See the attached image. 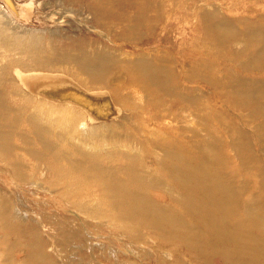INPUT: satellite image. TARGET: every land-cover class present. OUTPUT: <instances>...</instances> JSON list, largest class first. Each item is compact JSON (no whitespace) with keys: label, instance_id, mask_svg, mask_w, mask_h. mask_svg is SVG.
Segmentation results:
<instances>
[{"label":"rangeland","instance_id":"1","mask_svg":"<svg viewBox=\"0 0 264 264\" xmlns=\"http://www.w3.org/2000/svg\"><path fill=\"white\" fill-rule=\"evenodd\" d=\"M165 7L162 22L134 35V29L143 25L106 17L109 7L103 0H0V264H163L161 257L170 259L165 252L159 257L157 237H150L145 229L114 234L101 221L89 219L85 211L94 207L102 192L86 186V175L76 169L90 167L81 152L94 150L114 155L115 162L108 165H125L118 149L125 151L124 144L137 146L135 142L158 135L138 133L133 114L120 104L116 126L109 122V127L97 128L89 137L85 133L91 123L76 122L69 111H55L42 101L76 106L71 93L85 92L84 88L98 92L93 95L96 99H111L126 82L120 66L134 65L144 56L187 72L196 81L181 80L180 85L191 86L194 98L206 103L205 117L216 112L221 116L204 122L205 117L177 109L175 115L151 126L163 130L160 138H177L173 127L183 132L189 147L198 136L216 148L214 152L202 147L220 158L227 183L235 182L237 199L264 221V208L259 206L264 202V0H169ZM205 12L216 13V20L201 21ZM222 20L228 25L221 28ZM217 28L226 32L229 28L235 35L219 37L214 34ZM102 58L114 64L112 74L85 70L87 61ZM33 73L55 78H29V87L25 86L21 76ZM78 78L89 87L81 86ZM100 78L106 83H93ZM119 92L122 98L133 97L137 108L150 101L138 87ZM151 115L143 114L144 120ZM142 149L133 153L141 154ZM149 151L143 153L147 159L164 158L159 148ZM65 177L69 180L63 183ZM67 186L95 200L62 198ZM5 223H9L6 228ZM122 234L139 235L150 246L133 245L124 235L118 237ZM180 258L165 263L205 264L202 258L194 263ZM215 259L213 264H221Z\"/></svg>","mask_w":264,"mask_h":264},{"label":"bare ground","instance_id":"2","mask_svg":"<svg viewBox=\"0 0 264 264\" xmlns=\"http://www.w3.org/2000/svg\"><path fill=\"white\" fill-rule=\"evenodd\" d=\"M103 2L109 7L105 11L106 17L143 25V28H135L133 31L134 35H142L145 28L151 30L154 23L162 22L163 11L166 9L165 4L169 0H103ZM216 17L214 12H205L199 18L203 22H211L216 20ZM220 23H222L220 27L228 25L225 20ZM222 30L217 28L214 30V34L227 38H232L235 35L229 28L227 32ZM224 34L228 36H224ZM120 68L125 75L126 82L115 90V96L111 99H96L93 95H99L98 92H90L91 88H84L85 92L74 90L71 93L75 98L72 99V102H75L76 106H71L72 103L69 102L61 105V103L42 100L49 103L55 111H69L68 114L72 115V119L76 122L86 125L91 123L92 128H88V133H85L89 137L91 136L90 132L93 131V134L94 130L103 128L105 125L108 126L109 122L113 121V125H115L114 122L119 116L116 110L120 104H124L126 109L133 114L138 133L143 130L145 132L142 133L143 135L147 134L146 131L150 132L149 136L158 135L157 138H150L146 142H135L138 147L124 144L125 151L118 149L117 153L121 151L120 155L125 161V165L118 167L111 165L115 160L111 158L114 155L111 156L112 154L109 152L103 153L99 150L90 153L81 152L90 167L79 166L76 169L86 175V186H91L96 191L102 192V195H98L96 198L94 207L87 208L85 215L89 219L101 221L114 234L116 230L119 233H124L126 231L141 232L145 229L150 237H157L158 248L156 251L159 257L161 256L160 252H165L170 259L161 258L168 263L180 262V257H182L185 262L193 260V263L202 258L205 264H213V260L219 258L215 260L221 264H264V261H261V258L264 257V226L262 224L264 221L262 216L260 217L250 205H246V202L237 199L233 186L235 182L232 183L233 179L230 181L229 177L228 182L230 183H227L226 173L224 175L222 171L224 168L221 169L220 158L214 156V153L212 156L202 147L205 146L211 151L216 148L204 143L203 139L198 136L197 138L195 136L194 144L189 147V141L184 140L183 132L173 127H171V132L178 134L177 138H160L159 134H162L163 130L155 125L151 126L154 121H161L168 115H175L177 109L205 117L206 103H201L200 100L194 98L191 86L180 85L181 80L185 83L196 80L189 77L184 70L181 73L176 72L172 67L157 64L146 56L141 57L134 65H122ZM114 69V64L106 58L95 62L87 61L85 68L88 73L105 70L111 74ZM29 78L42 80L43 78H55V76L44 73L25 74L21 76L25 86H28L27 79ZM77 81L83 87L88 86L81 78H78ZM93 83L103 85L106 82L100 78L94 80ZM67 86L63 85L64 88ZM52 87L56 90V86ZM132 87H138L139 93L143 90L144 95L150 98V101L147 100L146 107L137 108L131 96L124 98L119 96L120 89L129 90ZM62 92H58L57 96L61 98ZM144 95H140V98ZM194 103L200 105H192ZM150 111L158 113L151 115ZM145 113L151 115L149 120H144L143 114ZM216 113H214V117L209 115L201 120L206 122L212 118L219 119L221 116L219 114L217 117ZM203 130L210 131L208 127ZM141 147L143 148L141 154L133 153L135 149H141ZM95 148H98V145H95ZM152 148L161 149L164 158L160 159L155 154L158 158L154 156L147 159L143 153L150 152L149 150ZM233 148L235 147L233 146ZM2 152L0 151V154H3ZM106 162L111 164L108 165ZM14 174L18 176L15 171ZM122 175L126 178L123 179ZM74 179L75 177L70 180ZM68 180L65 177L63 183ZM67 188L68 191L61 193L62 198L73 196L78 200H84V198L95 200L88 196L82 197L80 195L83 194L82 192L71 191L69 186ZM236 189L238 188L236 187ZM238 205H240V212H238ZM259 206L264 208V202H260ZM80 207V203L76 202V208L80 210ZM8 226L9 223L4 224V228ZM32 228L36 227L32 226ZM136 237L124 235L126 242L133 245L141 242L145 246H150L149 241L142 240L139 235ZM165 261L162 263L167 264ZM245 261L249 263H244Z\"/></svg>","mask_w":264,"mask_h":264}]
</instances>
